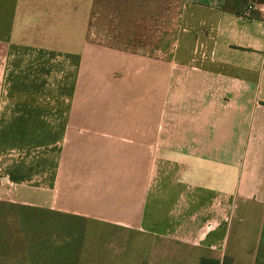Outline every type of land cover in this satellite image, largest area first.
<instances>
[{"label":"crops","instance_id":"obj_1","mask_svg":"<svg viewBox=\"0 0 264 264\" xmlns=\"http://www.w3.org/2000/svg\"><path fill=\"white\" fill-rule=\"evenodd\" d=\"M173 1L180 11L174 56L182 76L177 145L169 151L178 154L176 190L168 186L162 203L161 232L166 236L176 228L175 215H170L174 194L191 198L188 210H195L203 193L207 200L220 194L223 202L264 203V1L244 12L225 7L227 0ZM139 4L143 2L0 0V176L15 186L18 203L115 223L128 220L131 226L136 222L137 199L114 213V204L100 205L99 188H93L98 179L75 181L73 164L84 150L112 145L116 141L106 138L122 134L108 129L105 121L103 129L91 130L90 122L101 119L77 118L72 109L75 68L79 73L86 59L105 58L108 49H126L132 29L137 34ZM122 10L134 11L133 24L123 23ZM35 149L41 159L36 170H28L25 155ZM35 176L40 180L33 184L29 179ZM121 183L132 185L119 179ZM188 210L176 217L179 223L184 219L185 230L191 227ZM227 232L222 224L205 236L202 246L222 253L201 257L196 264L202 258L221 264L230 258L229 264H237L225 245ZM256 248L244 264L256 263Z\"/></svg>","mask_w":264,"mask_h":264},{"label":"rangeland","instance_id":"obj_2","mask_svg":"<svg viewBox=\"0 0 264 264\" xmlns=\"http://www.w3.org/2000/svg\"><path fill=\"white\" fill-rule=\"evenodd\" d=\"M139 1L143 4L135 11L137 34L132 29L128 47L108 49L105 58L86 59L79 73L75 68L72 109L77 118L101 119L90 122L91 130L103 129L105 121L108 129L122 134L106 138L116 141L112 145L84 150L83 161L73 164L75 181L98 179L100 184L93 188H99L100 205L114 204V213L137 199L138 217L132 219L136 222L131 226L128 220L115 223L24 205L15 201L18 193L13 184L1 185L0 264H196L201 257L222 253L202 246L205 236L222 224L228 226L225 245L237 264L249 261L256 244L255 264H264V203L223 202L220 194L207 200L203 193L200 204L194 203L195 210L189 211L191 198L174 194L170 215H175L176 228L167 236L161 232L163 198H167L168 186L176 190L172 184L176 183L178 154L169 151L176 149L181 108L178 82L182 75L174 56L180 11L173 0ZM263 1L227 0L225 7L244 12ZM122 13L123 23H134L133 10ZM40 157L39 150H30L24 167L36 170ZM119 179L132 185H118ZM39 180L37 176L29 179L33 184ZM130 188L135 190L132 195L127 192ZM183 210L189 213L187 230L184 219L179 223L176 218Z\"/></svg>","mask_w":264,"mask_h":264},{"label":"trees","instance_id":"obj_3","mask_svg":"<svg viewBox=\"0 0 264 264\" xmlns=\"http://www.w3.org/2000/svg\"><path fill=\"white\" fill-rule=\"evenodd\" d=\"M231 261L230 258H225L224 262L229 264ZM200 264H221L219 260L202 258Z\"/></svg>","mask_w":264,"mask_h":264},{"label":"built area","instance_id":"obj_4","mask_svg":"<svg viewBox=\"0 0 264 264\" xmlns=\"http://www.w3.org/2000/svg\"><path fill=\"white\" fill-rule=\"evenodd\" d=\"M9 184H10V181H9L8 178H6V177H1V176H0V186H1V185H6V186H8Z\"/></svg>","mask_w":264,"mask_h":264}]
</instances>
